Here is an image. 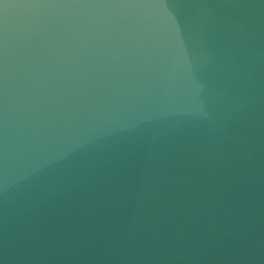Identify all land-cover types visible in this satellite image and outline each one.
<instances>
[{"label": "water", "instance_id": "1", "mask_svg": "<svg viewBox=\"0 0 264 264\" xmlns=\"http://www.w3.org/2000/svg\"><path fill=\"white\" fill-rule=\"evenodd\" d=\"M0 264H264V0H0Z\"/></svg>", "mask_w": 264, "mask_h": 264}]
</instances>
